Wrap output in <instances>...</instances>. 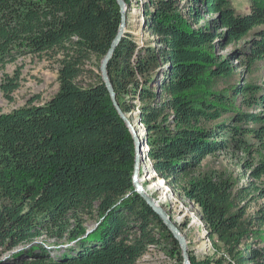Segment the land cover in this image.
<instances>
[{"label": "trees", "instance_id": "1", "mask_svg": "<svg viewBox=\"0 0 264 264\" xmlns=\"http://www.w3.org/2000/svg\"><path fill=\"white\" fill-rule=\"evenodd\" d=\"M249 1L243 14L232 0H144L143 27L157 40L140 45L126 32L108 70L120 107L136 112L146 131L154 172L201 207L209 236L237 264H264V202L249 216L228 176L197 173L217 151L264 141V112L231 106L242 95L264 107L262 87L220 88L242 64L264 61V0ZM121 19L117 0H0V70L31 54L56 63L59 82L44 103L0 107V257L33 244L0 264H137L164 240L180 252L135 189L134 137L102 80ZM21 76L20 67L0 82L8 100ZM166 110L172 124L162 125ZM250 124L258 125L252 133ZM255 173H264V159ZM88 218L98 220L92 230ZM43 236L76 246L54 255L34 244Z\"/></svg>", "mask_w": 264, "mask_h": 264}, {"label": "rangeland", "instance_id": "2", "mask_svg": "<svg viewBox=\"0 0 264 264\" xmlns=\"http://www.w3.org/2000/svg\"><path fill=\"white\" fill-rule=\"evenodd\" d=\"M144 0H133L126 2L122 12L127 11V30L136 37V41L143 45L148 40L156 41L157 38L144 29L143 23L145 15L143 12ZM186 0H180L183 6ZM238 13L250 12L249 0H232ZM215 17L206 14L205 17ZM154 44V43H153ZM243 44H230L222 51L223 55L234 54L235 51L245 46ZM21 67V86L14 92L13 100H8L0 89V107L2 112H10L18 109L28 103L31 99L38 97L36 103H44L55 95L59 89L58 65L46 58H39L31 54L21 56L16 62L7 64L4 70H0V82L5 74L13 75L17 68ZM256 85L262 87L260 95L264 93V61L257 64L254 68H248L242 64L236 71L235 77L220 85L222 91H228L237 86ZM230 93L232 91L230 90ZM233 108L241 109L242 112L262 113V105L249 106L246 104L242 95L234 96ZM166 118L163 117L160 123L163 125L172 124V111L166 110ZM126 116L136 125L140 140L142 142V153L139 167V177L146 188L149 189L152 197L160 202L164 209L171 215L172 220L180 228L181 234L185 238L189 261L191 264H237L228 250L216 238H211L202 219V209L192 200L186 197L173 183V179L161 178L153 167V162L148 156L149 144L145 139V129L141 125L137 114L127 113ZM235 114H228L225 118L233 121ZM242 126H245L243 124ZM251 133L258 125L250 124ZM255 128V129H254ZM251 134H249L250 136ZM248 136V135H247ZM246 136V138H247ZM264 159V141H259L246 151L243 149L222 150L209 155L197 170V173L204 174H225L234 183L235 190L238 193L237 202L245 206L249 216L258 213L264 198L259 189H264V173L257 177L260 163ZM98 223L97 218H88L86 227L92 230ZM178 242V241H177ZM34 244L43 245L49 248L51 254L60 255L70 247L76 246L68 243L66 239L56 240L43 236L38 238ZM33 244L19 246L15 249L4 252L0 261H10L16 253L22 250H28ZM180 252L175 250L174 244L170 241L162 242L159 246H152L147 253L138 261L137 264H185L183 258V249L180 243ZM244 245H241V249ZM25 250V251H26ZM180 254L181 257L180 258ZM12 261V260H11Z\"/></svg>", "mask_w": 264, "mask_h": 264}, {"label": "water", "instance_id": "3", "mask_svg": "<svg viewBox=\"0 0 264 264\" xmlns=\"http://www.w3.org/2000/svg\"><path fill=\"white\" fill-rule=\"evenodd\" d=\"M123 9L125 6V0H117ZM127 30V19H126V13L125 11L122 12V19L119 26V30L117 34L115 35L110 48L108 49L106 55L103 57L101 65H100V71L102 80L105 82L111 97L112 101L120 113L121 117L125 120L127 125L129 126L130 130L132 131L134 141H135V164H134V172H133V181L135 189L140 193V195L145 199V201L152 207V209L159 215L160 219L162 220L163 224L167 227V229L170 231V233L173 235V237L180 243L183 249V258L185 264H191L189 261V255L187 251V245L185 243V238L181 234L180 228L175 224V222L172 220L171 215H168V212L164 209L162 205H159L157 201L152 197V195L148 194L144 186L140 180L139 177V167H140V161H141V153H142V142L140 140L139 131L136 127V125L126 116V113L122 110L120 107V104L117 100L116 92L114 90V87L112 85L110 76H109V64L115 54V51L117 47L119 46L123 36L125 35Z\"/></svg>", "mask_w": 264, "mask_h": 264}, {"label": "bare ground", "instance_id": "4", "mask_svg": "<svg viewBox=\"0 0 264 264\" xmlns=\"http://www.w3.org/2000/svg\"><path fill=\"white\" fill-rule=\"evenodd\" d=\"M126 13H127V11H126ZM143 182V181H142ZM143 184V183H142ZM143 186H144V184H143ZM144 189H145V191L148 193V194H151L150 192H149V189L148 188H146L145 186H144ZM157 203L159 204V205H162V204H160V202H158L157 201Z\"/></svg>", "mask_w": 264, "mask_h": 264}]
</instances>
